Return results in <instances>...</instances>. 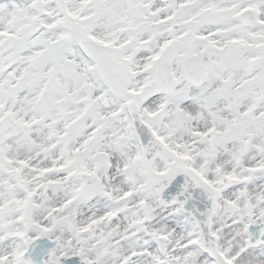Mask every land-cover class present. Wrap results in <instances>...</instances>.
Returning <instances> with one entry per match:
<instances>
[{"label": "snow or ice", "instance_id": "obj_1", "mask_svg": "<svg viewBox=\"0 0 264 264\" xmlns=\"http://www.w3.org/2000/svg\"><path fill=\"white\" fill-rule=\"evenodd\" d=\"M0 264H264V0H0Z\"/></svg>", "mask_w": 264, "mask_h": 264}]
</instances>
